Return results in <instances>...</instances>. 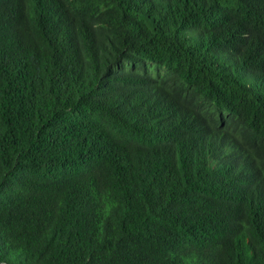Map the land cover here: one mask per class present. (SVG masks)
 I'll return each mask as SVG.
<instances>
[{
    "label": "trees",
    "instance_id": "16d2710c",
    "mask_svg": "<svg viewBox=\"0 0 264 264\" xmlns=\"http://www.w3.org/2000/svg\"><path fill=\"white\" fill-rule=\"evenodd\" d=\"M0 264H264V0H0Z\"/></svg>",
    "mask_w": 264,
    "mask_h": 264
}]
</instances>
